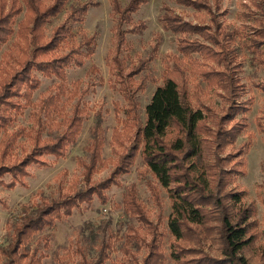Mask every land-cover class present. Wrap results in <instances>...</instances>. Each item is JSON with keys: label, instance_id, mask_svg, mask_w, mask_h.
Wrapping results in <instances>:
<instances>
[{"label": "trees", "instance_id": "1", "mask_svg": "<svg viewBox=\"0 0 264 264\" xmlns=\"http://www.w3.org/2000/svg\"><path fill=\"white\" fill-rule=\"evenodd\" d=\"M173 1L190 9L192 17L162 3L159 22L163 30L176 37L178 54L168 53L162 59V82L155 86L142 119L138 92L155 80L149 72L150 62L156 57L162 38L157 33L149 55L127 64L123 56L127 34L146 29V22L134 15L148 0H127L125 4L110 0L114 19V45L109 57L114 71L112 85L125 102L122 117H118L120 126L112 131V169L102 180L94 179L105 162V130L97 112L90 128L88 157H78L81 184L23 209L8 227V240L0 245V264H46L40 245L48 246V234L39 233L69 216L83 202L96 197L105 203L107 191L121 185L120 177L131 170L137 155L169 198L166 225L173 237L169 244L173 261L254 264L251 254L259 250L261 235L257 209L246 200L245 189L235 186V181L246 173V153L253 137L246 130L251 100L244 97L241 48L264 70V0H241V28L225 23L228 10L223 8L222 0ZM68 2L0 0V49L7 47L0 60V184L8 188L27 186L31 164H45L47 155H65L89 116L87 106L77 101L69 115L58 119L61 98L66 94V68L83 65L96 45V35L81 30L78 36L72 24L81 23L97 2ZM66 5L64 19L47 31L52 18ZM90 71L97 73L98 68L92 65ZM40 75L56 81L46 95L34 102L32 97L41 84ZM191 75L205 83L204 89L217 92L222 104L219 111L201 97L194 102L188 85ZM257 85L264 90V81ZM30 105L35 109L34 125L30 129L15 128V122ZM54 130L58 132L52 134ZM46 131L48 135H44ZM243 132L246 138L238 143ZM24 135L30 145L16 156L18 139ZM148 188L160 205L158 188L150 182ZM122 201L126 213L141 222L149 234L148 240L143 238L147 252L138 264H162V232L153 223L133 184L126 188ZM98 227L101 235L94 257L88 259L79 248L82 264H105L109 258L113 245L111 230L107 223ZM128 231L125 244L139 235L133 226ZM210 246L216 248L212 250ZM260 255L264 259L262 252Z\"/></svg>", "mask_w": 264, "mask_h": 264}, {"label": "rangeland", "instance_id": "2", "mask_svg": "<svg viewBox=\"0 0 264 264\" xmlns=\"http://www.w3.org/2000/svg\"><path fill=\"white\" fill-rule=\"evenodd\" d=\"M85 1L88 0H69L68 4ZM92 1L97 2L98 5L88 10L81 23L72 24V29L78 36L81 30H84L88 35H96L95 51L90 58L84 61L83 65L66 68V94L61 98L62 110L58 119L69 115L77 101L83 102L87 106L89 116L83 123L77 141L69 145L65 155L61 157L47 155L44 157L45 164H31L28 167L27 186L17 185L8 188L0 184V245L8 240L10 233L8 227L23 209H29L35 202L42 199L55 197L59 191H72L81 184V166L78 164V157L83 159L88 157L87 146L90 141V128L97 112L101 114L105 130V141L102 148V156L105 162L94 174V179L102 180L112 169V160L115 158V153L111 149L112 131L115 126H120L118 117H122V106L125 105V102L112 85L114 83V71L109 57L114 45L112 33L114 19L111 14L110 0ZM120 1L122 4L127 2V0ZM162 3L169 4L189 18L192 17L190 9L176 4L173 0H148L134 15L135 19L144 20L147 27L141 33L127 34L128 44L123 53L127 64L137 61L139 57L145 58L149 55L157 33L162 38L156 57L150 62L149 69L151 71L149 72L153 74L155 80L149 81L146 87L138 92L139 113L142 119L145 117L144 107L155 86L162 82V59L168 53L178 54L176 37L163 30L159 22ZM222 5L228 10L225 23L232 28H241L244 10L241 0H222ZM67 9L68 5L61 13L52 18L51 23L47 26V31H50L54 25L64 19ZM6 48V45H3L0 49V60ZM241 53L243 70L240 76L246 87L244 97L251 100L249 110L246 113L248 120L246 130L252 132L253 137L251 147L246 153V173L236 178L235 186L245 189L246 200L256 206L261 230L258 240L260 247L253 255L251 254V258L254 264H264V259L260 255L261 252L264 254V90L257 85L264 81V70L260 64L251 59V54L243 47ZM92 65L98 68L97 73L90 71ZM100 78L102 79L101 83ZM40 79L41 84L33 93L32 100L34 102L46 95L48 88L56 81L54 78L42 75H40ZM188 85L194 102H197V98L201 97L206 102L214 104L218 111L220 110L222 106L220 97L217 92L204 89L205 83L202 80L191 75ZM34 110L32 105L28 106L23 115L15 122V128L21 126L30 129L34 125ZM56 132L58 131L54 130L52 134ZM48 134V131L44 132V135ZM245 138L246 133L243 132L238 143ZM29 145L28 137L26 135L21 136L18 139L14 154L16 156L21 155ZM5 179L8 180L9 177L7 176ZM120 181V186H112L107 191L108 199L105 203H101L94 197L90 202H83L79 207L74 208L69 216L56 220L52 227L39 233V235L48 234V246L40 245L41 251L44 253L43 262L46 264H82L79 248L83 250L88 259L93 258L98 236L101 235L98 226L107 223L112 233L113 245L105 264H138L147 252L143 238L148 240L149 234L141 222L131 217L124 210L123 194L126 188L133 184L138 198L145 205L153 223H157L158 229L162 232L165 251L162 264H178L169 257V244L173 238L166 225L167 216L170 212L169 198L166 191L157 184L152 174L146 170L140 155L136 156L131 170L123 174ZM148 182L153 183L158 188L160 205L152 198ZM129 226H133L139 235L133 236L132 239L130 238L131 242L125 244L129 235ZM210 247L212 250L216 248Z\"/></svg>", "mask_w": 264, "mask_h": 264}]
</instances>
